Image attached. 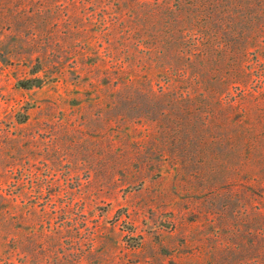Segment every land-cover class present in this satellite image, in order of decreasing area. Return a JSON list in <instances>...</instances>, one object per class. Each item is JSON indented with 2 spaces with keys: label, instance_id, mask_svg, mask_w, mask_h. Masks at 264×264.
<instances>
[{
  "label": "rangeland",
  "instance_id": "rangeland-1",
  "mask_svg": "<svg viewBox=\"0 0 264 264\" xmlns=\"http://www.w3.org/2000/svg\"><path fill=\"white\" fill-rule=\"evenodd\" d=\"M0 264H264V0H0Z\"/></svg>",
  "mask_w": 264,
  "mask_h": 264
},
{
  "label": "trees",
  "instance_id": "trees-1",
  "mask_svg": "<svg viewBox=\"0 0 264 264\" xmlns=\"http://www.w3.org/2000/svg\"><path fill=\"white\" fill-rule=\"evenodd\" d=\"M183 0H152V2H182ZM169 92H164V93H156L155 91L152 90V97L159 99V97H163V98H167L169 97ZM173 100L174 101H178L181 106L183 107L181 109V112H183L187 118L188 117H193L194 115L196 116L197 113L199 112V105H198V99L199 96L198 94H193V93H186V94H174L173 95ZM173 109V108H172ZM170 109V111L172 110ZM180 109V108H179ZM162 112L164 113L165 110H162ZM173 113H177V108L172 110ZM188 118V122L185 125L184 129L186 130L185 132H187L188 134V139L186 140V145L187 143H190L192 141V138L189 137L192 132V128H193V123H192V119ZM175 139H179V138H173V141H176ZM185 160V158H183Z\"/></svg>",
  "mask_w": 264,
  "mask_h": 264
}]
</instances>
